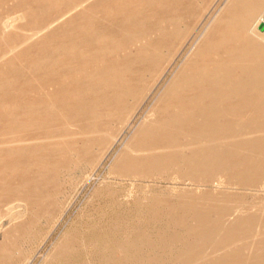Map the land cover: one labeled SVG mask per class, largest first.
Wrapping results in <instances>:
<instances>
[{
	"label": "bare ground",
	"instance_id": "6f19581e",
	"mask_svg": "<svg viewBox=\"0 0 264 264\" xmlns=\"http://www.w3.org/2000/svg\"><path fill=\"white\" fill-rule=\"evenodd\" d=\"M27 1L17 0L18 9L15 14L0 20V35L3 36L7 29L9 30V28L14 27V24H17L16 22L21 20L24 22L26 14L31 12L30 0ZM87 1L68 0L69 6L64 11L62 10L63 12L60 11V14L54 15L55 17H52V20L42 26L38 28L35 26L36 28L28 32L26 37L23 38L26 40L40 36V31H47L53 24L63 21L65 16L67 17L78 7L84 4L86 6ZM209 1L207 0V3H204V0H199L200 5L197 8L192 5L193 8L190 10V30L194 26V22L197 23L196 20L202 16V11L207 7L206 5H208ZM176 2L178 0L162 1L163 7L171 6L172 3L174 5L172 4L173 7L170 10L164 8L165 10H162L160 14L144 15L138 11L130 16L125 15L111 29L93 28L94 26L87 29L88 26H82L77 32L72 30L65 38L62 46L57 47V51L50 50L45 56L37 54L35 59L31 62L28 61L29 63L27 62L28 65H26L25 72L30 73L35 83L43 75L50 74L53 77L51 76L52 78L49 82L55 86L54 89L57 88L55 94L50 95V97H53H51L52 99L47 98L46 94L51 91L48 89L49 91H45L46 98L44 99L46 100L43 102L44 105H42L43 103H38L35 106L41 112L45 113L53 110L56 115H60L57 117H63L60 129L59 127L55 129L53 125H50L51 127L53 126L51 130L50 127H47L51 131V141H53L54 137L70 134L76 138L68 141L65 144L66 147L62 146V148H69L70 151L71 149H76L75 152L77 154L82 152L87 154V150L96 147L98 142L97 134L104 131L106 129L105 126L112 121L111 119L115 118L118 111L122 109L123 102L126 99H131V97L139 99L142 96L143 91L148 88L146 75L149 78L151 72L154 71L156 73L153 72L152 74H157L158 70L161 69L160 65L162 63H160L159 59L160 57L162 58L160 52L164 40L168 36H171V38L168 37L171 40H173V37L179 38L178 35L181 32L179 31V24L182 19ZM190 3L195 2L190 1ZM262 18H264V0H222L218 9L211 15L207 23L205 22L206 24L202 30L193 39L190 51L186 57L156 95L155 100L149 110H147L149 115L147 114L129 134L115 159L113 158L114 161L121 165L122 168L136 172H148L153 168L164 169L169 166L174 168L178 166V169L186 174L187 177L190 172L196 171L199 175L213 173L219 179L223 178L226 181L244 183L252 180L256 175L264 178V24L261 27ZM135 22L137 25H132ZM24 26L26 25L24 24ZM15 27L17 26L15 25ZM53 28L56 30V27ZM44 34H47V32ZM15 41L6 42L5 48L1 49L0 59L3 58L2 55L5 53H7L6 56L9 60L13 59L14 61L17 59L16 54H14L16 58H13L11 54L8 57V54L17 50V47L23 42L16 43ZM166 45L168 46L169 44ZM118 54H121V57H118ZM102 56H108L106 57V62L103 65L98 63L100 65L99 68L96 67L95 70H90L91 72L83 77V81L80 80L79 83H75L73 93L69 96L61 93L62 86L66 84L62 83L65 75L79 76L77 75L78 70L85 67L84 64L88 59H96ZM13 61L10 62L11 65H13ZM23 64L21 60L17 63L18 66ZM54 64L58 67L59 64L61 65L56 74L42 69L43 66L51 67ZM149 65L151 66L149 67ZM161 66L163 67V64ZM61 67H65L66 70L61 69ZM84 71L86 72V69ZM1 72L4 73L3 70ZM16 82L11 76L2 75L0 78V98L3 92L15 87ZM141 84H145L144 90L141 88ZM68 86L72 85L69 84ZM44 90L47 89L44 88ZM80 91L85 95L82 92L80 93ZM42 96L44 95H39V98ZM26 99L28 98L26 97ZM31 99L28 101H32ZM23 101L25 102V100ZM34 101H36L35 98ZM33 110L30 112H33ZM23 115L25 114L23 113ZM217 118H219V121H217ZM42 127L40 126L41 129ZM33 129L35 130L36 128ZM38 131L40 130L38 129ZM102 133L104 134V132ZM2 135L5 136L4 134ZM32 138L34 139L36 136L34 135ZM25 139L24 137L13 138L4 142L7 144L24 143L25 147H27ZM54 140L58 142L57 138ZM1 142L3 143L2 140ZM56 145L58 146V144ZM104 145L106 144L104 143ZM190 145L197 149L196 153L192 156L190 154L181 155L183 152L180 151L184 147L190 148ZM0 146L3 147L1 144ZM10 147L9 145L8 148ZM50 147H48L49 150ZM27 148H29V145ZM43 148H47V146ZM50 153L53 152L51 151ZM23 154H26V151ZM33 157L35 156H32L31 159H34ZM49 157L51 158V156ZM5 161L7 160L5 159ZM9 161L12 160L10 159ZM2 162L4 161L1 160L0 163ZM37 162L42 165L41 159L37 160ZM4 163L7 164L8 162ZM196 165L197 168L193 169ZM27 166H30V163ZM23 169L21 171L24 173L30 171L26 170V172ZM7 170L5 169V171ZM15 172L10 173L14 174ZM18 172L20 173V171ZM22 172L20 175H24ZM43 174L45 175V173ZM25 176L23 177L25 178ZM32 176L35 177V175ZM11 177L8 180H12L13 183V180L16 179ZM29 178L31 177L29 176ZM17 181H14V183H17ZM18 183L21 184L20 182ZM14 186L17 187L16 185ZM20 188L25 191L26 196H24V199L27 202L28 196L31 194L28 195L30 192L26 193L24 185ZM12 190L11 192H13ZM2 192H0V195L3 194ZM15 193L12 194L15 195ZM232 199V196L224 193H208L198 196H190V193H188L178 204L171 203L167 205V212L173 215V219H175V228L173 234L168 238L163 237L161 239V244L169 246L179 241L181 237L179 229L187 232V238L183 241V246L172 257L173 260L171 259L164 263V258L162 257L153 259L149 257L150 264H171L176 262L174 260H180L178 264H264V206L255 214L238 215L223 224L217 218L212 219L209 216L210 211H214L215 214L220 213L225 208L221 204ZM250 228L252 229L251 231ZM16 237L18 239L19 236ZM243 239H248V247L245 251L235 247ZM2 247H0V251ZM143 260L144 256H140L136 264H142Z\"/></svg>",
	"mask_w": 264,
	"mask_h": 264
},
{
	"label": "rangeland",
	"instance_id": "374dc122",
	"mask_svg": "<svg viewBox=\"0 0 264 264\" xmlns=\"http://www.w3.org/2000/svg\"><path fill=\"white\" fill-rule=\"evenodd\" d=\"M149 1L114 0L113 2V0H88L86 6L84 4L78 7L67 15V17L65 16L63 21L53 24L47 31H40V36L32 37L36 39L33 40L30 38L25 40L23 37H26L28 32L49 22L53 19L52 17L57 16L60 14V11L63 12L69 6L68 0H30L31 12L30 14H26L24 22L22 20L16 22L17 24L19 22L22 23H19V25L14 24V27L9 28V30L7 29V32L3 36L0 35V52L1 49L5 48L6 42L16 40L15 42L19 43L23 41L17 47V50L8 54V57L12 55L13 58L17 57V59L14 61L13 59L9 60L6 56L7 53L2 55L3 58L1 57L2 59H0V71L3 70L4 72H1L2 74L0 73V78L2 75H8L17 81L16 86L3 92L0 98V132L2 131L1 133L5 135L3 136L0 133V144L3 145V147L0 146V161L8 162L7 164L4 162L0 163V192L3 191V194L0 195V247L3 245L6 246H3L0 251V264H136L140 256H144L142 264H150L149 257L151 259L162 257L164 258V263H167L168 260L170 261L175 256L178 249L183 246V241L187 238V232L179 229L181 234L179 241L169 246H163L161 244V239L163 237L168 238L173 234L175 228V219H173V215L167 212V205L171 203L178 204L188 193H190V196L208 193H224L230 195L233 199L221 204L225 207L223 209L224 211L222 210L218 214H215L214 211L209 212L210 218H217L221 224L231 221L238 215L255 214L264 206V178L258 175L244 183L226 181L223 178L219 179L213 173L199 175L196 171L190 172V175L187 177L186 174L178 169V166L175 168L169 166L164 169L155 168L156 170L153 168L148 172H136L126 170L114 161L129 134L147 114L149 115L147 110H149L156 95L161 91L182 60L186 57L190 51V45L193 39L202 30L211 15L218 9L222 0H210L208 5H206L207 7L202 11V16L196 20L197 23L194 22L191 30L190 10L193 6L195 8L199 7V0H182V2L178 0L176 2L181 12L182 22L180 21L179 24V31L181 32H179V38L173 37V40H171L169 39L171 36H168L169 38H166L167 42L164 40L160 52L162 58L159 55V61L163 64V67L161 66L162 64L160 65L161 71L158 70L157 74H152L154 71L151 72L149 78L146 75L148 88L144 90L143 87L145 84H141V88L144 90L142 96L139 99L131 97V99H126L123 102L122 109L119 110L121 113L118 111L115 118L111 119L112 121L110 120V124L108 123L105 126L106 129L97 134L98 142L96 147L87 150V154L82 151V153L77 154L75 152L76 149H71L70 151L69 148H65V144L68 141L76 138L70 134L54 137L53 141L55 143L51 141L50 130L53 126L55 129L56 127L60 129L63 117H57L60 115H56L53 110H49L51 112H41L35 106L38 103H43L46 100L44 99L46 95L47 98L52 99L53 97L51 96V98L50 95H54L57 88L54 89L55 86L50 84L49 80L53 77L50 74L43 75L35 83L30 73L25 72L26 65L35 59L37 54L45 56L50 50L57 51L56 49L62 46L65 38L72 30L77 32L82 26H88L87 29L92 28V26H94L93 28L111 29L125 15L130 16L138 11L144 15L153 13L160 14L162 10L172 9L174 5L173 2V5L163 7L162 1L164 0ZM190 1L195 3H190ZM204 1V3H207V0ZM17 9V0H0V20L6 16L15 14ZM132 25L136 26L137 23L135 22ZM53 27H56V30ZM46 32L47 34H44ZM14 54H16V57ZM118 55V57H121V54ZM106 57L102 56L96 59H88L84 64L85 67L78 70L77 75L79 76L73 77L65 75L62 83H66V86H62L61 93L66 96L73 93L75 83H79L80 80L83 81V77L88 75L92 69L95 70L96 67L99 68L100 65H103L106 62ZM102 58L103 62L101 61ZM17 60H21V63L25 65L18 66ZM11 61H13V65H11ZM60 66V64L59 67L54 64L51 67L43 66L45 68L42 67V69H45L44 71L46 72L51 71L52 73L54 72L53 74H56ZM61 69L66 70L65 67H61ZM85 69L86 72H83ZM67 82L72 86L74 84V86H68L69 84ZM44 88L47 90H44ZM52 90L55 91L52 92ZM45 91H49L50 93L48 92L46 94ZM39 95H44L41 97L43 99L39 98ZM83 95L85 94L83 93ZM33 96L36 101H34V98L31 99ZM30 99L32 101H28ZM31 110L33 112H30ZM3 121L5 124L2 123ZM217 121H219V118H217ZM13 124L16 128L12 126ZM50 125L53 126L51 127ZM40 126H43L42 129ZM47 127H50V130ZM33 128L36 129L34 130ZM39 132L43 135L42 138H40L41 135ZM34 135L36 138H39L33 139L32 136L34 137ZM11 137L26 138L25 142H27V147L29 145V148L25 147L26 145L24 143L7 144L4 142L7 139H13ZM56 138L57 140L60 138V141L58 140L57 142L54 140ZM103 141H105L104 143L106 145H104ZM9 145L11 146L10 148H8ZM48 145L51 146L50 150ZM46 146L47 148H43ZM62 146H65L63 147L65 149ZM16 151L19 153H16ZM25 151L26 154H23ZM51 151L53 153H50ZM98 151H102V153L100 154ZM196 151L197 149L190 145V148L184 147L180 152H183L181 155L190 154L192 156ZM44 152L47 153L44 154ZM30 155L31 157L35 156L33 157L34 159H31ZM44 155H46V158ZM68 156L69 158H67ZM39 158L42 160L43 166L40 163L41 161L39 163L37 162V160H40ZM10 159L12 161H9ZM29 163L30 166H27ZM17 164L21 166L18 167ZM26 166V170L30 171L27 172L25 170ZM196 168L197 165L193 167V169ZM5 169L11 170L8 172ZM21 169L27 173L22 172ZM16 170L20 171V173L18 171V173L15 172ZM10 172L15 173L12 174ZM21 172L24 175H20ZM6 173L7 175L5 176ZM32 175H35L36 179ZM9 177L16 179L13 180V183L18 179L17 183L13 184L12 180H8ZM25 179L27 180L25 181ZM29 183H31L30 186H28ZM22 185H24L27 191L26 193L30 192L28 195H32L28 196L27 202L24 199V196H26L25 191L20 188ZM31 186L34 188L36 186L35 191ZM12 193H15V195ZM37 199L38 201L36 202ZM33 201L35 202L32 203ZM5 232H7L6 235ZM16 236H19L18 239ZM247 245L248 239H243L235 247L241 251H245L248 247ZM174 261L176 262H172L171 264H178L180 262V260Z\"/></svg>",
	"mask_w": 264,
	"mask_h": 264
},
{
	"label": "built area",
	"instance_id": "2783aa9c",
	"mask_svg": "<svg viewBox=\"0 0 264 264\" xmlns=\"http://www.w3.org/2000/svg\"><path fill=\"white\" fill-rule=\"evenodd\" d=\"M261 22H262V24H261V25H263V24H264V18H262V19H261Z\"/></svg>",
	"mask_w": 264,
	"mask_h": 264
},
{
	"label": "water",
	"instance_id": "95a60500",
	"mask_svg": "<svg viewBox=\"0 0 264 264\" xmlns=\"http://www.w3.org/2000/svg\"><path fill=\"white\" fill-rule=\"evenodd\" d=\"M261 27H263V25H261Z\"/></svg>",
	"mask_w": 264,
	"mask_h": 264
}]
</instances>
